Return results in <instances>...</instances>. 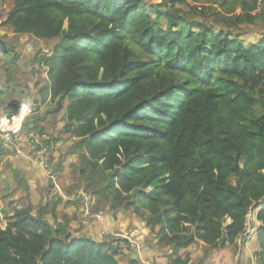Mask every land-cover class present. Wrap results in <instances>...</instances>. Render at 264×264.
Segmentation results:
<instances>
[{
	"label": "trees",
	"instance_id": "obj_1",
	"mask_svg": "<svg viewBox=\"0 0 264 264\" xmlns=\"http://www.w3.org/2000/svg\"><path fill=\"white\" fill-rule=\"evenodd\" d=\"M200 1L13 0L3 25L52 44L39 60L50 81L40 103L50 98L65 110L86 151L80 177L97 210L133 212L173 256L198 242L237 246L257 211L254 259L264 264V39L247 45L240 34L263 12L259 0ZM189 2L217 27L177 17V5ZM2 57L15 68L0 93L11 119L25 93L20 55L4 38ZM25 102L34 109L25 130H42L39 110ZM44 218L30 207L5 218L0 264H121L124 247L132 250L129 241L96 242Z\"/></svg>",
	"mask_w": 264,
	"mask_h": 264
},
{
	"label": "crops",
	"instance_id": "obj_2",
	"mask_svg": "<svg viewBox=\"0 0 264 264\" xmlns=\"http://www.w3.org/2000/svg\"><path fill=\"white\" fill-rule=\"evenodd\" d=\"M261 11L262 18L252 26H244L240 33L247 45L258 44L264 39V3ZM6 44L8 48H15L20 55L16 74L25 93L22 103L30 99L36 111L39 110L37 117L40 118V127L56 143L53 160L60 179L54 185L49 183L44 171L31 162L28 156L31 147L26 141H23L25 149L19 153L0 139V152H4L0 155V221L5 222V218L11 216L15 208L30 207L33 214H44L49 224L66 228L68 233L75 236H86L96 242L129 241L132 250L125 251L120 257L121 264H128L130 260H136L137 264H172L177 259L181 263L188 260L194 264H233L234 256L240 248L239 264H256L254 252L258 242L255 233L245 238L242 247L238 244L212 248L198 242L173 256L170 247L157 245L155 236L131 211H110L106 206L97 210L95 196L84 191L85 182L80 177L81 158L86 155V151L78 147L79 139L67 130L65 110H59L56 103L50 102V98L44 104L40 103V89L46 84L50 85L47 70L40 69L39 62L34 61L40 45L34 49L36 53H31L32 48L24 36L10 43L7 40ZM48 52L43 50L44 55ZM6 61L8 58H1L0 93L11 84L8 72L15 70L13 66L4 64ZM9 100L4 102L0 99V118L7 117L3 109ZM53 212L55 218L51 216ZM253 218L258 227L255 216Z\"/></svg>",
	"mask_w": 264,
	"mask_h": 264
},
{
	"label": "built area",
	"instance_id": "obj_3",
	"mask_svg": "<svg viewBox=\"0 0 264 264\" xmlns=\"http://www.w3.org/2000/svg\"><path fill=\"white\" fill-rule=\"evenodd\" d=\"M263 0H259V9ZM34 109L28 102H23L17 114L9 119L8 117L0 118V139L8 146L13 147L17 152L21 153L25 149V144H29L31 151L29 158L33 165L41 168L49 182L54 185L57 183L60 173L57 165L53 160V153L56 149L54 138L38 129L36 131L25 130L27 119L32 117ZM101 217V214L99 215ZM259 224V223H258ZM245 233L239 238L238 244L242 247L245 238L249 237L256 231V225L253 220L252 211L249 212ZM241 248L235 254L233 264H239ZM186 264H192L188 262Z\"/></svg>",
	"mask_w": 264,
	"mask_h": 264
},
{
	"label": "rangeland",
	"instance_id": "obj_4",
	"mask_svg": "<svg viewBox=\"0 0 264 264\" xmlns=\"http://www.w3.org/2000/svg\"><path fill=\"white\" fill-rule=\"evenodd\" d=\"M145 1L147 2L146 4H148L149 7H155V6L159 5V4H161L163 1H167V0H145ZM217 2H219V0H213V1L212 0H201L199 5L202 6V7L208 6V5L209 6H214V5H217V4H214V3H217ZM167 4H168V6H167L166 10L173 11V8L170 7L171 4L169 2ZM12 7H13V0H0V38H6V41L8 40V43H10V41H12V42L16 41L18 39V37H19L17 35H14V33L12 32V30L9 27L3 25V22L6 19L7 15H8V12L12 9ZM191 7H192L191 3L188 4V5H177V13H176L177 15L176 16L180 17V18H184L185 20H188V21H195V20L203 21V20H207L208 21L207 23L209 25H211V24L214 25V22H213L211 17H209L207 19L203 18V20H202L201 17H199L198 15L194 14L193 12H191ZM152 16H153V14H152ZM214 27H217V25H214ZM243 27L244 26H242V30L244 29ZM163 28H166V25L164 23H163ZM24 39H25V41H27L29 43L30 47L32 48L31 53H34V51L36 53V50H34V49L37 48L38 44L40 45L39 46L40 50L36 54L35 59H34V61H36V62H39V60L41 58L40 55H44L43 50L49 51L52 48L51 47L52 44L49 45L45 41H37L35 38H33L31 36H28V35L24 36ZM30 60H31V57L29 58V61ZM41 73L42 72L40 71V74ZM17 74H16V78H17ZM6 79H7V77H6ZM19 81L20 80H17V82H19ZM6 90H7V87L4 88V90L2 92L4 93V92H6ZM2 101L7 102L5 97H3ZM80 170H81V167H80ZM59 179H60V177L58 178L57 183H58ZM100 181H102V180H100ZM86 193H89V192H86ZM255 213H257V211L253 212V216L255 215ZM6 223H7L6 220H5V222H4V220H1L0 221V226L4 229L6 227ZM115 241H117V240H115ZM106 243H110V242H106ZM141 246L142 245H139V247H141ZM125 251H127V249L124 247V252ZM118 259H119V261H121L120 257ZM191 263L194 264L193 262H191Z\"/></svg>",
	"mask_w": 264,
	"mask_h": 264
},
{
	"label": "clouds",
	"instance_id": "obj_5",
	"mask_svg": "<svg viewBox=\"0 0 264 264\" xmlns=\"http://www.w3.org/2000/svg\"><path fill=\"white\" fill-rule=\"evenodd\" d=\"M264 1V0H263ZM263 3V2H262ZM263 4H261V8H262ZM261 8L259 10H261Z\"/></svg>",
	"mask_w": 264,
	"mask_h": 264
},
{
	"label": "water",
	"instance_id": "obj_6",
	"mask_svg": "<svg viewBox=\"0 0 264 264\" xmlns=\"http://www.w3.org/2000/svg\"><path fill=\"white\" fill-rule=\"evenodd\" d=\"M33 128V127H32Z\"/></svg>",
	"mask_w": 264,
	"mask_h": 264
}]
</instances>
